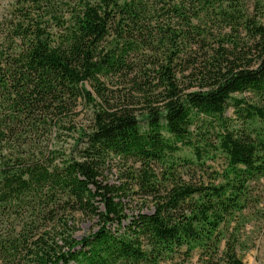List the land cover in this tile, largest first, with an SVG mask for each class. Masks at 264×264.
Returning <instances> with one entry per match:
<instances>
[{
    "label": "trees",
    "instance_id": "obj_1",
    "mask_svg": "<svg viewBox=\"0 0 264 264\" xmlns=\"http://www.w3.org/2000/svg\"><path fill=\"white\" fill-rule=\"evenodd\" d=\"M262 204L264 0H0V264H244Z\"/></svg>",
    "mask_w": 264,
    "mask_h": 264
},
{
    "label": "rangeland",
    "instance_id": "obj_2",
    "mask_svg": "<svg viewBox=\"0 0 264 264\" xmlns=\"http://www.w3.org/2000/svg\"><path fill=\"white\" fill-rule=\"evenodd\" d=\"M212 170H220V166L214 164ZM108 180H115L114 171L107 176ZM264 210V205H261ZM136 209V207H133ZM264 217V216H263ZM259 227V228H258ZM95 230L94 222L89 220H83L79 223V231L76 233V238L80 239L82 236H86ZM247 235L253 239V244L249 250L240 254L244 264H264V220L256 226L253 222L246 227ZM198 252L188 260H183L180 254L174 256H166L164 260H161L158 264H198Z\"/></svg>",
    "mask_w": 264,
    "mask_h": 264
}]
</instances>
